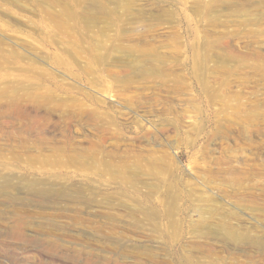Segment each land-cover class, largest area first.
<instances>
[{"label":"rangeland","instance_id":"obj_1","mask_svg":"<svg viewBox=\"0 0 264 264\" xmlns=\"http://www.w3.org/2000/svg\"><path fill=\"white\" fill-rule=\"evenodd\" d=\"M0 264H264V0H0Z\"/></svg>","mask_w":264,"mask_h":264}]
</instances>
